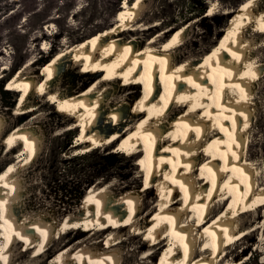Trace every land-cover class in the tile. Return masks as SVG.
I'll return each mask as SVG.
<instances>
[{"label": "bare ground", "instance_id": "bare-ground-1", "mask_svg": "<svg viewBox=\"0 0 264 264\" xmlns=\"http://www.w3.org/2000/svg\"><path fill=\"white\" fill-rule=\"evenodd\" d=\"M261 3L244 0L225 12L231 16L217 43L196 50L189 35L197 18L166 25L147 0H126L111 28L62 46L42 68L34 66L43 59L25 62L2 89L20 95L11 125L0 113L4 153L17 150L16 164L0 170V264H42L53 246L48 264H152L158 250L160 264L243 263L227 250L264 227V215L243 218L264 207V154L250 151L263 90ZM220 8L212 1L205 17ZM81 76L88 80L71 86ZM52 105L70 125L64 129H78L75 153L114 145L112 154L136 156L141 189L126 185L116 195L117 182L96 181L59 220L25 209L26 172L43 144L42 112ZM155 188L161 193L146 201ZM71 231L83 237L63 240Z\"/></svg>", "mask_w": 264, "mask_h": 264}, {"label": "rangeland", "instance_id": "rangeland-1", "mask_svg": "<svg viewBox=\"0 0 264 264\" xmlns=\"http://www.w3.org/2000/svg\"><path fill=\"white\" fill-rule=\"evenodd\" d=\"M212 1H217L220 4L221 12L214 17H205ZM243 1L147 0V3L157 19L168 22L166 25L179 23L181 26V23L197 18V23L191 29L189 38L192 39V47L199 50L202 45L204 48L209 47V40L216 39L214 44L217 43V38L227 27L231 16L230 13L228 15L225 12L238 8ZM125 2L126 0H0V70L7 67L6 76L0 81V113L3 112L8 125L14 122L11 112H13L20 91L17 95L4 92L2 89L6 86L7 80H12L16 71L29 59H43L34 66V69L42 68L46 61L62 49V46L71 45L106 28H111L117 22L118 14L115 17L116 13L120 8L122 9ZM132 2L133 0H129V3ZM260 5L264 6V3ZM201 10L204 12L201 13ZM148 37L143 39L147 40ZM171 37L170 34L162 44L167 43ZM44 46L46 49L43 48ZM189 46L190 43H187L186 47L189 48ZM68 78L69 76L64 77V81H69L70 78ZM86 80L88 79L85 76H81V78L71 81L73 85L69 84L76 88L83 85ZM86 86L87 84H84V87ZM262 88L263 90H260L256 97V117L250 137V142L253 144L250 151L254 155L264 154V76L260 85V89ZM54 110L55 106L52 105L49 110L46 109L42 112L43 114L46 112L47 116L41 121L44 133L43 144L32 164L34 168L31 166V169L29 168L26 172L25 209L52 214L53 218L59 220L68 212L77 209L87 188L96 181L109 183V180L111 183L114 180L117 182L119 185L112 187V191L116 195L121 193L126 185H128V189H141L142 179H135L137 175L135 163L138 161L136 156L129 158L122 154H112L114 145L106 149L98 148L86 154L75 153L72 145L76 143L78 129L74 133L72 130L64 129L70 125L64 123V117L54 115ZM73 136L75 137L72 139ZM69 139H72L71 145L67 146ZM116 140L121 141L119 137L114 141ZM1 143L2 141H0V170L12 161L16 164L17 155L16 149L11 152L12 154L5 155V147ZM161 191L162 188H155L151 193L146 194L144 199L153 201ZM255 214L264 215V207L260 206L257 211L247 213L243 218L250 221ZM251 235V238H244L243 235L239 242L231 246L232 249L227 250L233 251L229 257L241 259L242 256H245L247 259H243L244 262L241 264H264V227H259ZM80 237L83 235L71 231L69 235H65L63 240L72 238V241H75ZM137 241L140 242V238H137ZM164 244L166 247L168 246V243ZM102 246L101 243L99 248ZM130 247V245L124 247V252L126 253ZM55 249L56 246H53L49 250V253L43 258L42 264H48L47 259L54 254ZM159 252L162 253L163 250H158L152 264L156 260L157 264L162 260L163 255L160 258ZM15 264H18V261ZM27 264H34V262Z\"/></svg>", "mask_w": 264, "mask_h": 264}, {"label": "trees", "instance_id": "trees-1", "mask_svg": "<svg viewBox=\"0 0 264 264\" xmlns=\"http://www.w3.org/2000/svg\"><path fill=\"white\" fill-rule=\"evenodd\" d=\"M118 1H121V0H118ZM120 10H121V8H120ZM120 10H119V11H120ZM119 11H118V12H119ZM118 12L116 13V16H115V17H117ZM203 12H204V10H201V13H203ZM109 28H110V27H109ZM106 29H107V28H106ZM74 137H75V136H73L72 139H73ZM72 139H69V140H68V144H67V146H68V145H71V140H72ZM62 152H63V151H62ZM62 152H61V153H62Z\"/></svg>", "mask_w": 264, "mask_h": 264}]
</instances>
